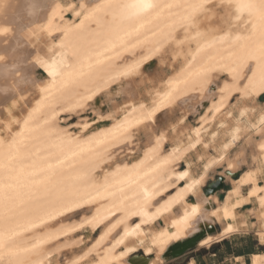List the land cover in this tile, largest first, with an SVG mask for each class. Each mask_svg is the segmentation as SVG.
Masks as SVG:
<instances>
[{"label": "bare ground", "instance_id": "obj_1", "mask_svg": "<svg viewBox=\"0 0 264 264\" xmlns=\"http://www.w3.org/2000/svg\"><path fill=\"white\" fill-rule=\"evenodd\" d=\"M136 2L0 0V264H51L66 247L65 264H137L141 250L169 264L175 246L249 229L264 246V0ZM248 153L223 201L204 193Z\"/></svg>", "mask_w": 264, "mask_h": 264}, {"label": "rangeland", "instance_id": "obj_2", "mask_svg": "<svg viewBox=\"0 0 264 264\" xmlns=\"http://www.w3.org/2000/svg\"><path fill=\"white\" fill-rule=\"evenodd\" d=\"M151 64H156V59H155V61H153V62H151V63H149L147 65V68H149V69H147V71H151L153 69V68H151V66H152ZM164 68L167 69V66H165ZM38 75L42 76L43 75V72H38ZM123 87H124V84L123 83L114 85L112 87V89H111L112 94L114 96H118L119 93H120L118 89L119 88H123ZM260 103L264 104V96L261 97ZM105 106H108V104H106ZM181 112L178 110L176 115L179 116L181 114ZM200 114L193 115V113L189 112V115H188V117L186 119V122H185L184 126H186V125L187 126H196V125H198V119H199ZM85 118L88 119V120H90V121L93 120L94 115H93L92 110H87V112L82 113L80 115H73V116L72 115H63L62 118H61L62 121H63L62 122V125L63 126H66V127H70L73 124H76V123H78L79 121H81L82 119H85ZM106 123H108V122H106ZM100 125L101 124H97V126H100ZM71 129H72V131L75 130L73 127ZM137 137L134 139V141H136L134 143L139 144L138 139L141 138L143 140V133L137 135ZM141 144H144V143H141ZM243 144H244L243 141H239L236 144V146L231 149L230 156H231L232 159L236 158V155H239L241 153L240 148L242 147ZM199 149H200V146L197 147V150H199ZM210 151H211V153L213 152L212 149H210ZM132 153L135 156L138 155V152H136V151H133ZM129 154H130V152H125L124 150H122L119 153H117L115 160H119V159H121L123 157H126ZM249 155H250V153H248V157H249ZM189 157L187 159H189V162H190L191 166H194V167L197 166L198 167L197 168L198 169L197 171L200 174L202 172V170L204 169V167H205V164L207 162L206 159L204 158L200 162V160L194 155V151H193V153H191L189 155ZM192 157H194V159ZM180 164H181L180 168L186 167V161L185 160L182 163H180ZM195 164H197V165H195ZM249 167H253V166H251V158L250 157L248 158L247 163L245 165H243L240 168L239 171L238 170L236 171V173L238 174V178H236V179L231 178L230 180L226 181L225 187L219 193H217L218 199L220 201H223L224 200V198L226 197L227 193L233 188L234 182L236 180H238L241 177V175L244 173V171H247L248 170L247 168H249ZM227 171H229V170H228V168H226L225 165H222V166L217 167L215 169V171H211L210 172L211 174L209 173V175H208V178H207L206 184H205V186L203 188V191L207 187L208 184H210L211 182L215 181L218 177L223 176V173H225ZM250 209H253V206L252 205H249L246 208H244L242 210V214L243 215H248V210H250ZM81 216H82V214L80 213L79 215H77L76 219H80ZM251 223H254V220H251L250 221V224ZM217 229H220V225H217ZM247 233L250 234V237L252 239H257L258 240L257 236L255 235V229H249ZM247 233L242 234V235H239V236H236V237H233L231 239V241H229L230 246H225L223 243H220V244L214 245L209 250H206V249H195L193 251L188 252L184 256L178 258L177 260H173V261L169 262V264H187L189 262V260L196 259L198 257H200V259L204 262L203 259L205 257H207L210 254H213L216 251H220L221 257H227L229 255V252L233 248H235L234 247V245H236L235 242L237 244H239V245L242 244L243 246H245L246 243H244V242L242 243L241 240H239V238H240V236L247 235ZM94 235H91L88 231H81V232H78L77 237H80L81 236L84 239V243L85 244H87V243L90 244L91 241L94 238ZM258 244L260 245V243H258ZM261 246H263V245H261ZM62 249L63 250L60 249L62 252L59 250L60 252L58 251L59 252L58 254H57V251L54 252V254L52 253L53 255H51V260H52V263L51 264H65V262H67L68 259L71 258V256L69 255L71 249L69 247L62 248ZM77 249H78V247L73 246V250H77ZM259 251H261V252L263 251L264 252V248H260ZM136 254L137 255H141V254H145V253H144L143 250H141L140 252H138ZM203 264H205V263H203ZM229 264H234V263H229Z\"/></svg>", "mask_w": 264, "mask_h": 264}, {"label": "crops", "instance_id": "obj_3", "mask_svg": "<svg viewBox=\"0 0 264 264\" xmlns=\"http://www.w3.org/2000/svg\"><path fill=\"white\" fill-rule=\"evenodd\" d=\"M239 240H241L242 243H246L245 246H243L242 244L239 245L235 242V248H233L229 252V255L227 257H221L220 251H216L213 254L208 255L209 257H205L203 259L204 262L200 259V257L193 260L195 264H251L252 257L255 254L264 253L263 251H259V249L264 248V246L259 245L258 240L252 239L250 237V234L240 236ZM228 241H231V239H229Z\"/></svg>", "mask_w": 264, "mask_h": 264}, {"label": "water", "instance_id": "obj_4", "mask_svg": "<svg viewBox=\"0 0 264 264\" xmlns=\"http://www.w3.org/2000/svg\"><path fill=\"white\" fill-rule=\"evenodd\" d=\"M43 75H45V73H43ZM226 175L231 176V178H234V179L238 178L237 173L226 172ZM225 183L226 181L224 180V177L220 176L215 181L207 185V187L204 189V193L208 196L217 194L225 187ZM195 249H196V245L195 243H193V241L187 242L186 244H180L178 246H175L172 250L171 259H178L184 256L185 254H187L188 252L193 251ZM135 258H137L136 260L137 264L144 263L143 260H145V258H147L148 261L152 259L151 257L144 256V254L133 256V259Z\"/></svg>", "mask_w": 264, "mask_h": 264}, {"label": "snow or ice", "instance_id": "obj_5", "mask_svg": "<svg viewBox=\"0 0 264 264\" xmlns=\"http://www.w3.org/2000/svg\"><path fill=\"white\" fill-rule=\"evenodd\" d=\"M133 6L139 7L141 10H148L154 5L151 3V0H137L136 4H134Z\"/></svg>", "mask_w": 264, "mask_h": 264}, {"label": "trees", "instance_id": "obj_6", "mask_svg": "<svg viewBox=\"0 0 264 264\" xmlns=\"http://www.w3.org/2000/svg\"><path fill=\"white\" fill-rule=\"evenodd\" d=\"M223 244H224L225 246H230V243H229L228 240H225V241L223 242Z\"/></svg>", "mask_w": 264, "mask_h": 264}]
</instances>
